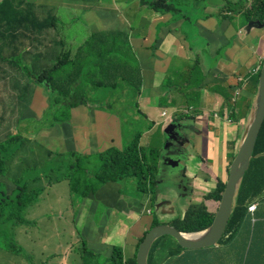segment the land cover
<instances>
[{
  "label": "rangeland",
  "instance_id": "374dc122",
  "mask_svg": "<svg viewBox=\"0 0 264 264\" xmlns=\"http://www.w3.org/2000/svg\"><path fill=\"white\" fill-rule=\"evenodd\" d=\"M27 1L34 4L36 0ZM145 1V5L150 7L152 6L150 3H148L151 0ZM227 1H229L227 6L230 2L232 4L244 5L242 12L251 6L250 0ZM20 3L22 2L18 0H15V2L12 3L15 12L20 10ZM191 4L194 6V4H200V2L198 0H192ZM52 5V3L38 2L35 7L34 15L36 17H44V14L42 13H46L52 7ZM60 5L62 4L60 3ZM111 5L115 6L114 3ZM227 6L224 5V9H222L218 15L225 14V16H231L232 21L236 22L238 20L239 14L228 10ZM57 12L60 15V19L54 18ZM57 12H51L52 18L50 20L51 22L49 23L54 29H58L59 34L52 33L48 36V39L53 38L57 41V43H51V45L52 48L57 49L58 53L65 51L69 55H73L77 52L78 48H73L70 46V44L72 42L77 44L82 43L84 39H86L90 33L94 31L95 28L93 26L96 25V23L93 22V20L88 21L81 18L72 21L70 19V12L61 7L58 8ZM240 22L243 25L245 24L243 19H240ZM117 27H120V24H118ZM240 28L241 29L238 31V33L245 35V30L242 27ZM15 29L16 32L8 35V43L6 44L3 40V37L0 36L1 56L3 58L6 57L7 60H10L12 63L14 61L13 64H15V68L10 69L8 67L7 60L4 62V64L2 63V65L0 63V141L7 139L9 135L20 133L22 136L29 138L32 141H39L38 143L46 146L51 154H65L62 156L63 161L66 164H74L75 159H73L72 154H77L79 157H86L97 152H99L100 155V153L104 152V150L112 147H117L120 150L124 149L130 142L123 144L122 141L118 142L116 139L114 140L117 134L114 136L112 133V136L107 138L103 133V130H116L118 126H121L122 131L127 134L128 138H131L130 134L137 132L141 133L142 141L140 139L139 145L142 146L145 155H148L150 151L154 152L153 157H151L148 161L150 162L151 159L155 160L151 164V167H154V170L152 168L151 173L153 175L155 174V185L154 189L150 187L148 180H146L148 176L146 175L145 169H143L144 174L141 175V178L125 179L123 182L108 183L102 186L100 184L93 189L92 194L85 197L71 193L66 181L53 185L39 198L36 204L25 210L24 216L29 219L32 224L16 226L12 232V237L15 239L17 244L22 247L23 252L17 255L0 245V264H80L83 262V260H85L84 263L88 264H110L109 257L111 254V247L113 245L121 247L125 255H130L131 252H128V250L123 247L124 241L128 243L132 242L135 238L137 241L141 236L143 238L145 231L149 229V224L153 214L157 215L160 220L168 222L178 212L183 213V211L190 204L201 200H192L195 197L193 195L194 189H192L190 197H185L183 193L180 194V197L174 195V182L170 177H168L170 173H172V169L163 166L158 167L160 166V158L163 156L166 136L162 131L159 129L157 130V127H155L166 126V124H164L165 115L161 112V110H159V105L163 101H167L166 112L168 115H170V117L166 119V122L174 124L173 126H177V124L178 126H183V123L194 125V122L196 123V120L192 114L199 112L198 109L200 105V97L197 91L193 89V83L198 84L202 77H198L197 73L194 71V60H189L182 63L183 73L180 75V77L187 78L183 84H176L174 80L176 76H174L172 73L167 74V76L164 78L165 86L171 87L173 85L177 87V90H173L172 93L174 96L179 97L180 103L178 107L183 106L184 108H177V105L170 104L171 98L164 99L165 95L159 97L158 99L154 98L151 101V104L158 108L156 114L151 116H154V123H151L149 116L142 114L138 107L136 110L134 107V102H136V100L129 101L125 105L115 104L113 106L107 105L105 101L104 107L102 104H97V102L90 101L92 93L95 91V89L99 88V85L95 86L93 91H89V94H87L88 92H84L83 89L80 91V93L84 95L86 99L84 105L85 108L83 106L76 110L71 108L72 119L71 115H69L68 122H63L60 120V117H62V113H60V111H62V109L58 107V112L49 110L48 98L50 94L48 89L44 86L45 83L42 84L36 82V78L41 75L40 73H42L43 69L45 70L46 67L51 68L55 62L43 60L47 66H43L42 64L40 66L39 61L38 65L34 66L31 62L29 63L26 61L27 59L22 60V58L25 57H22V52H20V49L28 47L29 40H23L22 36L19 34L21 32V27ZM15 33L17 34V37L15 38L14 42L17 46H19V51H16V55L11 58V56L14 55V50L11 48L9 43H11ZM65 33L72 34L74 41H72L70 35H66ZM103 33H105V31ZM20 43L22 45H19ZM256 59H258V57H253L248 59L247 62L250 65H254L256 64ZM26 68H28V70H26ZM131 72L132 75L137 77L140 74V69L132 68ZM254 72V70H250L248 72V77L251 78ZM124 73H128V70L125 69ZM156 80L160 82V78ZM248 80L250 81L251 79ZM136 85L137 83L134 82L133 88L130 91L131 93L136 92ZM141 90H144L143 86ZM34 92H41V98L33 96ZM241 92L242 90H236L237 100L235 101V104L238 103V96L243 94ZM123 100L124 99H122V101ZM100 101H102V99ZM27 105H29L30 110L33 111L31 112V115H29L25 109ZM223 105L230 108V106L233 105V101H230L228 104L223 103ZM102 107L105 111H102L104 113L103 116H98V113L92 111L93 109L101 111L103 110ZM86 110L90 114L87 113ZM45 113L46 116L43 117ZM94 114L96 117V122L94 119L91 123L90 115L94 116ZM239 115L240 114L237 116L241 117ZM227 116L229 117V112L224 115V118L226 119ZM217 118L221 119V117L210 113L209 116H206V123L201 122L200 126H224L219 122H214V120ZM224 121L225 120H223L222 123ZM236 122H234V126H238ZM29 125L31 127V131L29 133H25L20 130V127L23 128L24 126ZM67 126L90 127H87L88 131H85V136L82 135V131H79L75 135V139L70 141L68 132L63 131V129L69 128ZM5 128H7V130ZM80 137H85L87 140H90L91 138L95 142L89 144L87 147L81 148V152H78L75 142L79 140ZM88 149L89 153L82 152ZM186 150H188L193 155L194 152L193 150L189 149V146H187ZM81 160L84 161L85 164L97 163V160L94 159L93 156H90L88 159L83 158ZM229 160L230 159L227 158L226 161L229 163ZM146 167L150 168V165H147ZM179 168H181L180 165ZM84 173L87 174L90 173V171L87 169L84 171ZM227 175L228 171L224 180H222L223 182H226ZM198 176L202 177V174L197 173L195 175V177ZM191 180L188 182H191ZM211 180L214 181L216 178L212 177ZM113 184H117L118 186L113 188ZM214 186L215 182L209 183V186L201 183V187L203 189L197 190V192H199L197 197H201L202 194L203 199V196L207 194L208 191L212 190ZM151 190H154L157 193H155L156 197L154 194H152ZM113 192L115 193L113 194ZM131 194H133V196ZM73 196L74 199H72ZM76 196L77 199H75ZM162 199L169 200L171 205L176 206V210L173 213H166L167 209H164L163 211L155 208L153 209L150 203L155 205L157 202H159V200ZM77 200H79V202ZM218 206L219 202H215V212L218 209ZM130 208L141 209L140 212L141 215H143L141 220L142 222H138L136 224V222L133 221L132 224H130L128 221H125L121 223V216L123 212ZM96 209H100V211L97 212ZM117 220L120 225L117 224ZM134 224H136L135 229L133 228ZM0 239H2V237H0ZM160 241L163 243L161 246L165 251L167 247L171 246L170 240L167 236L162 237ZM220 243L221 242L217 243V246L212 245L204 249H209L212 251V253L215 255L214 259L216 264H231L233 258L223 255V253L231 251L233 246L230 243ZM83 246L87 250L92 251L94 255L89 254L84 256ZM220 253L222 254L220 255ZM191 261L192 259L185 255L183 256L182 264H191Z\"/></svg>",
  "mask_w": 264,
  "mask_h": 264
},
{
  "label": "crops",
  "instance_id": "0c3cea01",
  "mask_svg": "<svg viewBox=\"0 0 264 264\" xmlns=\"http://www.w3.org/2000/svg\"><path fill=\"white\" fill-rule=\"evenodd\" d=\"M198 1L200 4H194L192 6V0H170L169 3L173 5V10L170 13L154 11L152 7L144 5L146 3L145 0H36L33 10L35 12V7L38 2L53 4L46 13H42L44 17L37 16L40 21L45 23L51 22V12H57L60 7L70 12V19L72 21L78 19V17L88 21L93 20L96 23L93 26L95 28L94 31L82 43L77 44L72 42L70 46L73 48H78L89 37L94 35L103 34L101 36L102 42L109 41L110 35L119 37L121 44L116 45V51L127 50V57L124 58V61H129V63L124 64L122 60L116 59L113 67L123 66L122 68L127 69V75H129L127 78L129 80L132 74L131 69L136 67L140 69V74L134 79V82L141 83L140 89L128 99L131 101L136 100L134 107L136 110L138 107L142 114L149 116L151 123H154V116H151L156 114L158 110L157 107L151 104L154 98L158 99L165 95L164 99L171 98L170 104L177 105V108H184L183 106L178 107L180 103L179 97L174 96L172 93L173 90H177V87L173 85L171 87L165 86L164 78L167 74L172 73L176 76L174 78L176 84H183L187 78L180 77L183 73L182 63L194 60V71L198 77H202L198 84L193 83V89L197 91L200 97L199 112L192 114L196 123L194 122V126H185L184 128L171 126L169 133L166 134L165 129L169 124L166 122L169 116L166 112L167 116L164 122L166 126H155L157 130L159 129L166 136L163 156L160 158L161 161L159 163L160 167L177 168L179 175H181L179 178L182 179V184L185 186V190H182L181 193L185 197H189L192 189H194L193 195L195 197L192 200L201 199L194 203L203 201L207 210L215 213V202L213 200L202 199V194L201 197H197L199 194L197 190L203 189L201 183L209 186L211 182L216 183L217 178L224 180L229 166V163L226 161L227 153L229 152L228 145L229 143H233L234 149L236 150L238 144L241 142L250 110L247 114L240 111L239 116L241 117H238L237 122L234 121L238 126H234L235 123L230 121L228 116L226 119L224 118V115L229 112V109L223 103L225 98H230V101L235 103L237 100L236 90H242L241 93L245 92L247 86H250L252 78L256 77L257 70L260 68L264 59V26L261 28L251 27L248 31L246 29L247 23L243 25L240 22V19H242L240 12H236L239 14L236 22L232 21L231 16H225V14L218 15L224 9V5L227 6L229 2L227 0ZM112 3L115 6L111 5ZM54 18L60 19L58 12ZM118 24H120V27H117ZM240 27L245 30V35L238 33L241 29ZM104 31L105 33H103ZM52 33L59 34L58 29H54L52 26L43 27L42 29L37 27L35 30L25 32L26 36L22 38L23 40H29V46L20 49L22 57H25L22 60L27 59L26 61L31 62L34 66L38 65V61L40 66L41 64L47 66L43 60L54 62L59 55L63 54L65 51L58 53L57 49L52 48L51 43H57L53 38L48 39V36ZM65 34L70 35L72 41H74L72 34ZM21 43L19 45H22ZM106 48L109 50L111 45L107 44ZM16 51H19V48ZM97 52L99 51L96 50ZM153 55L156 56L154 57ZM253 57H258V59H256V64L250 65L247 60ZM250 70L255 71L251 78L248 77ZM110 73L111 71L105 72L96 77L101 78L107 84ZM158 78H160V82L156 80ZM248 79L251 80L249 81ZM123 83L125 84V81ZM142 86L144 90H141ZM107 90H109V85ZM40 93L34 92L33 96L41 98ZM116 93H122L123 97L126 96L125 87L122 90H117ZM246 94L247 97L252 98L251 102L253 104V99L256 94L252 93L254 94L252 95L248 92ZM240 96L241 94L238 97ZM106 104L108 105L107 101ZM115 104L119 103H114L113 105ZM125 104L122 103L121 105ZM159 106L161 112L166 110L167 101H163ZM29 107L27 105L25 109L31 115L33 111ZM80 108L81 106H78L73 109ZM92 111L98 113V116L104 115L102 112L104 108L101 111L96 109ZM210 113L221 117V119H215L214 122H219L224 126H200L201 122H205L206 116H209ZM70 115L72 119L71 109ZM94 119L96 122L95 114L94 116L90 115L91 123ZM222 119L225 120L223 123ZM67 127L69 128L63 129V131L68 132L69 140L72 141L79 131H82V135L85 136V131H88L87 127L90 126ZM5 129L7 130V128ZM20 130L29 133L31 127L30 125L24 126L23 128L20 127ZM103 133L107 138H110L112 133L114 136L117 134L114 140L116 139L118 142L122 141L123 144L132 141L137 134H140L139 132L133 133L130 134L131 138H128L127 134L122 131L121 126H118L116 130H103ZM140 139L142 141L141 136ZM85 140H87L85 137H80L75 142L78 152H81V148L87 147L89 144L95 142L91 138L90 140ZM187 146L193 150V155L186 150ZM82 152L89 153V149ZM176 164L177 166H174ZM179 165L181 168H179ZM172 172L175 171L172 170ZM197 173L202 174V177H195ZM168 177L172 178L174 189L177 180L171 173ZM212 177H215L216 180H211ZM190 180L191 182H188ZM115 186L118 185L115 184L113 187ZM262 201L264 203V199ZM159 202H165L158 208L161 211L167 209L166 213H173L176 210V206L171 205L169 200L162 199ZM263 208L264 205L262 206ZM140 210V208L125 210L121 216V223L125 221H128L130 224L133 221L136 224L142 222L143 215H141ZM136 215L137 217L135 218ZM116 222L120 225L118 220ZM136 224L133 225L134 229L136 228ZM241 225L239 231L235 229V232L231 235L234 237L230 241L227 239L220 243H230L233 246L231 251L224 252L223 255L233 258L231 264H238L241 253L245 251L248 232L254 229L252 234L249 232V236H251L250 238L253 244H256L262 250H250L248 252L249 257H246V260H248L247 264H264V210L251 220L247 222L242 221ZM135 243H137L136 238L132 242L126 243L124 241L123 247L128 252H131V256L135 249ZM217 243L214 246H217ZM119 248L122 250L121 247ZM186 252L188 256L192 258L196 257L198 264H216L214 259L215 255L209 249H189ZM181 253L183 255V251ZM166 255L167 251L159 245V249L155 251L153 259L155 262H160V260L165 262L163 258ZM258 258L260 260H256ZM178 260L177 258H171L169 264H177L176 261Z\"/></svg>",
  "mask_w": 264,
  "mask_h": 264
},
{
  "label": "trees",
  "instance_id": "16d2710c",
  "mask_svg": "<svg viewBox=\"0 0 264 264\" xmlns=\"http://www.w3.org/2000/svg\"><path fill=\"white\" fill-rule=\"evenodd\" d=\"M18 1H21L22 3H20V10L18 12H15L12 6V3L15 2V0H0V19L4 21L3 23L0 20V36L3 37L5 44L8 43V35L16 32L15 28L21 27V32L19 34L24 37L26 36L25 32L35 30L37 27L42 29L43 27L52 26L50 23L40 21L34 15L33 3H30L27 0ZM169 1L170 0H151L148 3L152 5L151 7L154 11L161 13H170L173 10V5L170 4ZM227 8L228 10L235 13L241 12V18L247 24L250 21H258L264 26V0H253L251 8H247L243 12L242 10L244 9V5L242 4L237 5L230 2ZM102 35L103 34L89 37L90 39L88 38L86 40L87 42L85 41L81 46H79L77 52L73 55H69L67 52L59 55L54 61L56 66L54 64V67L52 66L51 68H46L45 70H43L41 75L36 78V82L42 84L45 83L44 86L49 91V110L58 112V107L62 109L60 113H62L63 118L60 117V120H62L63 122H68L71 108L85 105V96L80 93L82 89L84 92H88L87 94H89V91H93L94 87L99 85V88L95 89V91L92 93L90 101L97 102V104H102L103 107L105 105V101L108 102V105H113L114 103L125 104L127 103V101H131L128 98L134 94L130 91L133 88V80L136 77L131 74L129 80L127 78L129 75L123 72V70H125V68H122L123 66L116 68L113 67L116 59L122 60L124 64L129 63V61H124V58L127 57V50L116 51V45L121 44L119 37L110 35L109 41L102 42ZM13 37L14 38L11 40V43H9L11 45V48H13L14 50V55H12L11 58L16 55V49L19 48V46H17L14 42L17 34L15 33ZM107 44L111 45V48L109 50L106 48ZM96 50H98L99 52L96 53ZM6 60V57L3 58L1 56L0 49L1 65L2 63L4 64ZM58 60L62 62H59ZM56 61H58V63ZM7 63L10 69L15 68V64H13L14 61L12 63L10 60H7ZM261 66L262 64L257 70L256 77L252 78L251 84L250 86H247L245 92L254 94L256 93ZM70 71L74 73L71 74L72 72ZM109 71H111V73L109 74V80L107 84L104 83L101 78L96 77ZM68 73H70V75ZM118 78H120V80H118ZM124 81L125 84L123 83ZM108 85L109 90H107ZM140 86L141 83H137L136 92L139 91ZM124 87L126 89V96L123 97L122 93L117 94L116 91L119 89L122 90ZM101 99L102 101H100ZM122 99L124 100L122 101ZM251 101V97H247L246 95L241 94L237 104L233 103L230 108L226 106L229 109L230 121H237V115L240 111L247 114L252 107ZM229 102L230 98L224 99L225 104H228ZM46 113L43 117L46 116ZM140 136L141 133L137 134L135 138L130 141V143L122 150L116 147H112L104 150V152L100 153V155L99 152L93 153L90 156H93L94 159L97 160L96 165L92 164L93 166H91V164L89 163L85 164V162L81 160L83 158L88 159L90 156L79 157L77 154H72L73 159H75L74 164H66L62 159V156H64L65 154H51L46 146L38 143L39 141H32L29 138L22 136L20 133L9 135L7 139L0 141V237H2V239H0V245L15 254H20L21 252H23L22 247L17 244L15 239L12 237L14 228L20 225H31L32 222L24 216L25 210L36 204V202L44 193H46L53 185H56L61 181H66L71 193L85 197L92 194L93 189L100 184L102 186L113 182H123L125 179L141 178V175L144 174L143 169H145L146 175L148 176L146 180H148L150 187L153 185L154 188L155 176L151 173L152 168L154 167H146L147 165H151L153 161H155L154 159H151L150 162L148 161L151 157H153L154 152L150 151L148 155L144 154L142 146L139 145ZM228 150L229 152L227 153V158L230 159L228 168L229 171L230 164L236 156L237 149H234L233 143H229ZM100 164L102 167H104L105 170H100L103 169L101 168ZM38 168L40 169L38 170ZM90 168H97L99 170H93V172ZM87 169L90 171V173L85 174L84 171H86ZM28 171L30 173L27 174ZM101 171L103 174L108 175L103 176V174H101ZM95 172L98 173L96 174ZM34 175L35 177H33ZM29 178H32V180H29ZM103 182L104 184H102ZM224 189L225 182L217 178L214 188L208 191V193L203 196V199L219 202ZM155 193L156 192L154 191L152 194ZM263 199L264 119L257 132L248 169L243 173L239 185L234 191V205L231 209L225 230L222 236L219 238L218 242H222L227 239L228 241H230L234 237L231 235L235 232V229L238 230V228H240L242 221L247 222L254 218L256 215L258 216V214L261 213L262 210H264V208L262 209V206L264 205L262 201ZM255 203V212H249L248 207ZM152 206L154 209V205ZM213 218L214 213L208 211L203 201H201L199 203L190 204L183 211V213H177L176 216H173L172 219L168 222L160 220L157 215L153 214L151 217L149 228L152 227L154 223L155 225L160 223H168L175 226L180 231L195 232L209 226L212 223ZM152 219H154V222L152 221ZM253 231L254 229L249 232L252 234ZM249 232L247 235L245 251L241 253L238 264H247L248 260H246V257H249L248 252L250 250H262L256 244H253V241L250 238L251 236H249ZM165 236L169 238L171 243V246L167 247L166 249L167 255L163 258L165 259V262H162L161 260L160 262H155L153 259V255L155 251L159 249V245L163 244L161 243L160 239ZM141 240L142 236L138 238L132 256H125L123 251L118 246H112L111 254L109 257L110 264H136V251ZM8 241H10V243ZM13 241L14 243H12ZM208 247L209 246L191 248L190 250H197L199 248L204 249ZM187 250H189V248L180 246L178 242L170 235H162L152 242L147 254V264H169L171 258H178V256L179 260L176 261V263L182 264L183 256H188L186 252ZM181 251H184L183 255H181ZM89 254L94 255L92 251L87 250L83 246V255L87 256ZM188 257L192 259L191 264H198L196 257ZM256 260H260V258ZM84 261L85 260H83V262L80 264H88L84 263Z\"/></svg>",
  "mask_w": 264,
  "mask_h": 264
},
{
  "label": "water",
  "instance_id": "95a60500",
  "mask_svg": "<svg viewBox=\"0 0 264 264\" xmlns=\"http://www.w3.org/2000/svg\"><path fill=\"white\" fill-rule=\"evenodd\" d=\"M262 26L263 25L260 24L258 21H250L246 25V29L249 30L251 27L261 28ZM164 111L166 112V110ZM263 119L264 60L260 69L257 91L247 118L243 137L239 144L236 156L230 164V169L228 171L227 179L225 182V189L219 201L218 209L214 213L212 223L206 228L195 232H183L168 223H160L153 225L145 232L142 240L138 244L135 256L136 264H147V254L152 242L162 235H170L178 242L180 246L184 248H198L211 246L218 242L219 238L222 236L225 230L231 209L234 205V191L237 189L243 173L248 169L257 132L259 130V127L261 126ZM173 125L174 124L172 123H169L167 125L168 127L165 129L166 134L169 133V130ZM166 164L168 165V163ZM177 164L174 166H177ZM164 203L165 202H157L154 205V208L158 209L159 206Z\"/></svg>",
  "mask_w": 264,
  "mask_h": 264
},
{
  "label": "bare ground",
  "instance_id": "6f19581e",
  "mask_svg": "<svg viewBox=\"0 0 264 264\" xmlns=\"http://www.w3.org/2000/svg\"><path fill=\"white\" fill-rule=\"evenodd\" d=\"M100 2H101V1H100ZM144 5H145V4H144ZM0 14H1V13H0ZM3 14H4V13H3ZM3 14H2V15H3ZM78 18H79V17H78ZM81 19H82V18H81ZM0 20L4 23V21H3L2 19H0ZM7 22H8V21H7ZM7 22H5V23H7ZM0 23H1V22H0ZM2 25H3V24H2ZM158 28H159V27H158ZM156 33H157V32H156ZM156 35H157V34H156ZM156 35H155V36H156ZM92 37H93V36H92ZM89 39H90V38H89ZM157 40H158V39H157ZM86 42H87V41H86ZM4 46H5V45H4ZM153 46H154V45H153ZM149 48L151 49V47H149ZM152 48H153V47H152ZM154 48H155V47H154ZM158 49H159V48H158ZM146 50H148V49H146ZM152 50H153V49H152ZM155 50H156V49H155ZM151 52H152V51H151ZM151 54H152V53H151ZM158 54H159V53H158ZM153 56H154V55H153ZM155 56H156V55H155ZM155 56H154V57H155ZM148 58H149V57H148ZM151 58H152V57H151ZM152 59H154V58H152ZM100 60H101V59H100ZM100 60H99V61H100ZM58 61H59V60H58ZM58 61H56V62L58 63ZM63 61H64V60H63ZM66 61H67V60H66ZM74 61H75V60H74ZM99 61H98V62H99ZM101 61H102V60H101ZM59 62H62V61H59ZM68 62H69V61H68ZM72 62H73V61H72ZM95 62H96V61H95ZM95 62H94V63H95ZM73 63H74V62H73ZM76 64H77V61H76ZM76 64H74V65H76ZM97 64H99V63H97ZM61 65H62V64H61ZM95 65H96V64H95ZM55 66H56V64H55ZM72 66H73V65H72ZM96 66H97V65H96ZM53 67H54V66H53ZM57 67H58V66H57ZM28 68H29V67H28ZM28 68H26V70H28ZM30 68H31V66H30ZM30 68H29V69H30ZM136 68H138V67H136ZM55 69H56V68H55ZM141 69H142V68H141ZM43 70H44V69H43ZM52 70H54V69H52ZM48 71H49V70H48ZM74 71H75V70H74ZM28 72H29V71H28ZM42 72H43V71H42ZM67 72H69V71H67ZM67 72H66V75H67ZM70 72H72V71H70ZM75 72H76V71H75ZM29 73H30V72H29ZM73 73H74V72H72L71 74H73ZM31 74H32V73H31ZM40 74H41V73H40ZM68 74L70 75V73H68ZM26 75H27V74H26ZM42 75H43V74H42ZM69 75H68V76H69ZM29 76H30V75H29ZM45 76H46V75H45ZM256 90H257V89H256ZM245 93H246V92H245ZM245 93L243 92V94H245ZM251 94H252V93H251ZM255 94H256V93H255ZM245 95L247 96V94H245ZM252 95H253V94H252ZM157 159H158V158H157ZM20 162H21V161H20ZM159 162H160V161H159ZM32 164H33V163H32ZM157 164H158V162H157ZM23 165H24V164H23ZM30 165H31V164H30ZM95 165H96V164H95ZM91 166H93V165L91 164ZM100 166H101V164H100ZM100 166H99V167H100ZM164 166H165V165H164ZM95 167H96V166H95ZM158 167H160V166H158ZM40 168H42V167H40ZM40 168H38V170H39ZM101 168H103V169H100V170H102V171L105 170L104 167L101 166ZM147 168H149V167H147ZM150 168H151V165H150ZM90 169H91V168H90ZM41 170H42V169H41ZM41 170H40V172H41ZM91 170H92V171H93V170H94V171H95V170L98 171L99 169H97V168H96V169L93 168V169H91ZM149 170H150V169H149ZM153 170H154V168H153ZM32 171H33V170H32ZM94 171H93V172H94ZM102 171H101V174H103ZM105 172H106V171H105ZM28 173H30V172L28 171L27 174H28ZM34 173H35V170H34ZM95 173L97 174L98 172H95ZM106 173H107V172H106ZM31 174H32V173H31ZM41 174H43V173H41ZM45 174H46V173H45ZM96 174H94V175H96ZM160 174H161V173H160ZM104 175H108V174H103V176H104ZM28 176H29V175H28ZM42 176H43V175H42ZM44 176H45V175H44ZM65 176H66V175H65ZM101 176H102V175H101ZM103 176H102V177H103ZM154 176H155V174H154ZM169 176H170V175H169ZM26 177H27V176H26ZM26 177H25V179H26ZM33 177H35V175H34ZM49 177H50V176H49ZM68 177H69V176H68ZM71 177H72V176H71ZM107 177H108V176H107ZM122 177H123V176H122ZM122 177H121V178H122ZM152 177H153V176H152ZM42 178H43V177H42ZM46 178H47V177H46ZM69 178H70V177H69ZM69 178H68V179H69ZM105 178H106V177H105ZM25 179H24V180H25ZM65 179H66V178H65ZM119 179H120V178H119ZM122 179H123V178H122ZM171 179H172V178H171ZM29 180H32V178H29ZM29 180H28V181H29ZM72 180H73V179H72ZM161 180H162V179H161ZM164 180H165V179H164ZM169 180H170V178H169ZM26 181H27V180H26ZM60 181H61V180H60ZM156 181H157V180H156ZM55 182H58V181H55ZM61 182H62V181H61ZM64 182H65V181H64ZM100 182H101V181H100ZM70 183H71V182H70ZM113 183H114V182H113ZM115 183H116V182H115ZM221 183H222V182H221ZM58 184H59V183H58ZM65 184H66V183H65ZM71 184H72V183H71ZM98 184H99V183H98ZM102 184H104V182H103ZM114 185H115V184H114ZM119 185H120V184H119ZM127 185H128V184H127ZM65 186H66V185H65ZM112 186H113V185H112ZM122 186H123V185H122ZM129 186H130V185H129ZM152 186H153V185H152ZM152 186H151V187H152ZM159 186H160V185H159ZM115 187H116V186H115ZM35 188H36V187H35ZM70 188H71V187H70ZM113 188H114V187H113ZM152 188H153V187H152ZM164 188H165V187H164ZM102 189H103V188H102ZM120 189H121V188H120ZM150 189H151V188H150ZM153 189H154V188H153ZM34 190H35V189H34ZM105 190H106V188H105ZM121 190H122V189H121ZM131 190H132V189H131ZM160 190H161V189H160ZM114 191H117V190H114ZM122 191H123V190H122ZM152 191H153V190H152ZM152 191H151V192H152ZM162 191H164V190H162ZM162 191H161V192H162ZM189 191H190V190H189ZM119 192H120V191H119ZM153 192H154V191H153ZM153 192H152V193H153ZM176 192H177V191H176ZM191 192H192V191H191ZM76 193H77V192H76ZM114 193H115V192H113V194H114ZM116 194H117V193H116ZM156 194H157V193H156ZM188 194H189V193H188ZM106 195H107V194H106ZM118 195H119V194H118ZM131 195L133 196V194H131ZM134 195H135V194H134ZM124 196H125V195H124ZM154 196H155V194H154ZM78 197H79V196H78ZM82 197H83V196H82ZM115 197H116V196H115ZM141 197H142V196H141ZM155 197H156V196H155ZM189 197H190V196H189ZM89 198H90V197H89ZM105 198H107V197H105ZM111 198H113V197H111ZM169 198H171V197H169ZM72 199H74V196H73ZM75 199H77V196H76ZM79 199H80V198H79ZM115 199H116V198H115ZM173 199H174V198H173ZM112 200H114V199H112ZM134 200H135V199H134ZM163 200H164V199H163ZM177 200H178V199H177ZM73 201H74V200H73ZM73 201H72V202H73ZM77 201L79 202V200H77ZM159 201H160V200H159ZM191 201H192V200H191ZM191 201H190V202H191ZM176 202H177V201H176ZM144 203H145V202H144ZM147 203H148V202H147ZM177 203H178V202H177ZM107 204H108V202H107ZM80 205H81V204H80ZM108 205H109V204H108ZM150 205L152 206L151 203H150ZM153 205H154V204H153ZM179 205H180V204H179ZM183 205H184V204H183ZM183 205H181V206H183ZM187 205H188V204H187ZM111 206H112V205H111ZM152 207H153V206H152ZM145 208H146V207H145ZM150 208H151V207H150ZM164 208H165V207H164ZM173 208H174V207H173ZM96 210H97V212L100 211V209H99V210L96 209ZM96 210H95V211H96ZM117 211H118V210H117ZM177 211H178V210H177ZM186 211H187V210H186ZM188 211H189V209H188ZM142 212H143V211H142ZM150 212H151V211H150ZM150 212H149V213H150ZM152 212H154V211H152ZM100 213H101V212H100ZM178 214H179V212H178ZM130 216H131V215H130ZM175 216H176V215H175ZM136 217H137V215L135 216V218H136ZM185 218H186V217H185ZM154 219H155V218H154ZM154 219H152L153 222H154ZM179 220H180V219H179ZM182 220H183V219H182ZM186 220H187V219H186ZM151 224H152V223H151ZM144 225H145V224H144ZM154 225H155V223H154ZM150 226H151V225H150ZM182 226H183V225H182ZM241 226H242V225H241ZM243 227H244V226H243ZM241 228H242V227H241ZM226 229H227V228H226ZM144 231H145V230H144ZM238 231H239V228H238ZM75 232H76V231H75ZM228 232H229V231H228ZM238 235H239V234H238ZM6 240H8V239H6ZM11 240H12V239H11ZM8 242L10 243V241H8ZM8 242H7V243H8ZM12 243H14V241H13ZM15 243H16V242H15ZM12 245H13V244H12ZM15 246H16V245H15ZM15 246H14V248H15ZM12 247H13V246H12ZM15 250H16V249H15ZM16 251H17V250H16ZM183 253H184V251H183ZM17 255H18V254H17ZM181 255H182V254H181ZM181 255H180V256H181ZM210 255H211V254H210ZM175 256H176V255H175ZM14 257H15V256H14ZM16 257H17V256H16ZM18 257H19V256H18ZM20 257H21V256H20ZM12 259H13V258H12ZM131 259H132V258H131ZM177 259H179V256H178ZM180 259H182V258H180ZM129 261H130V260H129ZM224 261H225V260H224ZM9 262H10V261H9ZM20 262H21V261H20ZM20 262H19V263H20ZM105 262H106V261H105ZM225 262H226V261H225ZM17 263H18V262H17ZM90 263H91V262H90ZM10 264H13V263H10ZM26 264H27V263H26ZM108 264H109V263H108ZM127 264H128V263H127Z\"/></svg>",
  "mask_w": 264,
  "mask_h": 264
},
{
  "label": "flooded vegetation",
  "instance_id": "af4514ba",
  "mask_svg": "<svg viewBox=\"0 0 264 264\" xmlns=\"http://www.w3.org/2000/svg\"><path fill=\"white\" fill-rule=\"evenodd\" d=\"M177 126H178V124H177ZM185 126H194V125L193 124L183 123V126H180V128H184ZM172 146H175V145H172ZM172 151L174 152V150H172ZM172 170H176V171L172 172L171 175L174 176L175 178H177V182L175 184V188H174L173 193H174L175 196H179L180 197L181 191L185 190V186L182 184V179L179 178V177H181V175H179V173L177 171V168H173Z\"/></svg>",
  "mask_w": 264,
  "mask_h": 264
},
{
  "label": "built area",
  "instance_id": "2783aa9c",
  "mask_svg": "<svg viewBox=\"0 0 264 264\" xmlns=\"http://www.w3.org/2000/svg\"><path fill=\"white\" fill-rule=\"evenodd\" d=\"M250 4H251V6H252V4H253V0H250ZM251 6H250L249 8H251ZM162 113L165 115V117L167 116V114H166L165 111H163ZM168 117H170V115H169ZM255 206H256V204H252V205H250V206L248 207V211H249V212L254 211Z\"/></svg>",
  "mask_w": 264,
  "mask_h": 264
}]
</instances>
